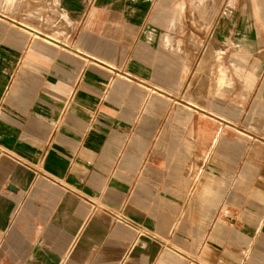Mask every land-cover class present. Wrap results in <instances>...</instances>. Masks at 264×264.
<instances>
[{"label":"crops","instance_id":"obj_1","mask_svg":"<svg viewBox=\"0 0 264 264\" xmlns=\"http://www.w3.org/2000/svg\"><path fill=\"white\" fill-rule=\"evenodd\" d=\"M88 2L65 1L77 21ZM89 17L103 30L60 45L0 16V264H264V159L238 160L250 135L221 143L206 124L220 145L210 173L206 141L176 136L189 131L173 124L175 101L192 106L169 90L173 36L106 37V14ZM260 20L247 38L264 37Z\"/></svg>","mask_w":264,"mask_h":264},{"label":"rangeland","instance_id":"obj_2","mask_svg":"<svg viewBox=\"0 0 264 264\" xmlns=\"http://www.w3.org/2000/svg\"><path fill=\"white\" fill-rule=\"evenodd\" d=\"M65 1L0 0V16L14 20L12 22L16 25L25 22L43 33L55 35L60 45H70L88 25L96 31L103 30L105 23L87 21L94 10L97 15L106 14V37H120L127 31L136 30L146 33L152 28L150 31L158 35L157 40L166 43L169 32L173 38L168 40V47L175 60L174 82L169 90H173L177 101L192 106L187 109L175 101L171 113L174 115L173 124L189 131L176 132V136L181 137L180 140L188 138L191 142L206 141L202 161L212 167L208 170L210 173H214L213 159L220 145H214L206 124L214 134H224V142L220 139L219 143L237 144L239 134L236 129L250 135L243 139L244 151H238L240 162L251 151L255 161L264 159V37H246L254 34L252 30L263 29L260 19L264 0H252L251 5H248L251 0H207L206 5L194 7L193 0H89L80 21ZM64 9L67 17L62 14ZM192 9L193 13H200L198 19H194ZM180 10L182 23L173 22L174 12ZM223 22L228 24L229 40H223ZM36 38L45 41L42 37ZM251 41L260 48H240ZM208 51L210 56L205 59ZM249 75L252 78L247 81ZM193 100L205 107L191 104ZM221 151L230 154L231 150ZM192 158L197 160L198 156L192 155ZM229 158L224 155L218 159L224 167Z\"/></svg>","mask_w":264,"mask_h":264}]
</instances>
